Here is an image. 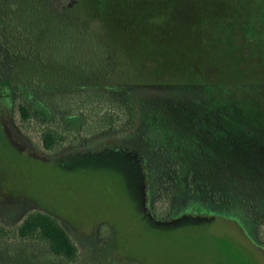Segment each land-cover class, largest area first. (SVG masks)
Returning <instances> with one entry per match:
<instances>
[{
    "label": "rangeland",
    "instance_id": "rangeland-1",
    "mask_svg": "<svg viewBox=\"0 0 264 264\" xmlns=\"http://www.w3.org/2000/svg\"><path fill=\"white\" fill-rule=\"evenodd\" d=\"M251 1L17 2L30 30L12 35L0 22V76L9 73V50L42 40H53L62 68L33 61L37 71L76 76L36 83L31 102L20 86L0 98V226L8 231L0 264H264L242 232L250 227L264 244V164L252 161L264 154V89L228 85L219 72L231 68L236 46L239 58L251 53L243 21L264 26V3ZM12 2L0 0V16ZM76 2L82 8L73 12ZM62 40L69 58L62 59ZM246 64H255L253 81H264L254 59L237 62V72ZM28 102L32 116L22 121L17 105ZM246 129L260 130V146L249 147ZM49 131L61 138L46 149ZM111 145L140 152L141 170L117 152L71 163ZM144 175L151 184L141 183ZM199 197L221 210L194 218L190 202ZM35 211L57 218L77 248L74 262L41 240L16 237Z\"/></svg>",
    "mask_w": 264,
    "mask_h": 264
},
{
    "label": "trees",
    "instance_id": "trees-1",
    "mask_svg": "<svg viewBox=\"0 0 264 264\" xmlns=\"http://www.w3.org/2000/svg\"><path fill=\"white\" fill-rule=\"evenodd\" d=\"M18 1L20 2L25 1V3L29 2V0H13L12 2L13 5L10 6V9H8L9 11H6L4 8H2V12L5 10V13L7 12L8 15L6 17L0 16V22L4 25L6 29L11 30L12 35H15L16 33H20L21 29L26 30L27 32L30 30V28L29 29L27 28V21H30V18H27L26 13L19 11L18 4H17ZM237 1L238 2L239 1L252 2L251 0H237ZM257 1L259 4L264 3V0H257ZM81 8H82L81 2H76V4L73 6L72 9H73V12L74 11L78 12L81 10ZM242 26L244 27L243 29L244 38H247L249 40V43H251V46H252L251 53L248 55L249 56L248 58L247 56L245 57V59L239 58L238 54H236L237 52L236 50L240 49V47L239 45L236 46V50L235 49L231 50L233 51V54L231 57L232 59L230 58L231 68L226 69L225 73H223L221 69L219 68L220 75H222L223 79H226V80L228 79L230 81V82L228 81V83H230L228 85H231V86L237 85V86H241V88L243 89L253 88L252 86L256 88H260L259 86H261V89H264V81L263 80L253 81L254 78L252 77H255L257 74L256 75L249 74L248 70L255 64H246L245 66L246 69H244V71L242 72H237L235 68L237 62L242 61L246 63V60L248 59H251V60L254 59L259 64L262 63V65H264V41L258 40L259 41L258 44L256 41L257 38L258 39L260 37L264 38V26L262 27V25L260 24L258 25V22H255V20L253 21L248 20L247 22L243 21ZM85 33H86L85 34L86 36L84 39L87 40V42L91 45V47L94 50L95 48H98V44L91 41V39L93 38L91 32L86 29ZM65 40L66 39H64V41ZM52 41L53 40L51 41L42 40L40 42H36L34 46H32L29 50L22 51V53L18 52L17 49L9 50L7 54V56H9L8 59L11 62L10 65L8 66V69H10L9 73L7 74V76L6 75H3L2 77L0 76V98L1 99H4V98L8 99L10 95L14 92L13 87L20 86L23 95L25 94L27 97V100L31 102L32 101L31 97L33 95L32 91L36 83L38 84L42 81L44 83H49L50 80L51 82L69 81L72 83L75 81L74 77L76 75L74 76V74H72L73 76L71 74L66 75V76L65 74L63 75L55 74V72L57 71L56 69H61L62 67H60L61 63L58 62L60 61L58 56L56 54L55 55L52 54V50L54 49L51 46L53 45ZM254 41L256 42V44L254 43ZM60 47H61L60 49L62 50L61 51L62 59L63 58L65 59L66 56L68 57V52H67L68 45L64 43L62 40V45ZM233 47L234 46H232V48ZM33 61H36L39 64H44V65H46L47 63H49V65H52V66L55 65L52 67V69L56 67L55 69H53L55 72L51 71V74H50L46 71V69H42L40 72H38L37 70L39 69H36L38 65L36 64V62L35 64H33ZM243 78L245 80H243ZM220 82H223V80H220ZM206 85L211 86L213 84L209 83ZM30 105H32V103H30L28 106L24 103H20L19 105H17V111L19 115L21 116L22 121H27L32 116V110H31ZM108 122H109L108 124L109 127H111L112 120L111 121L108 120ZM243 131H244V128H242V132ZM246 131L248 132L247 134V137H249L248 139H251L250 141H248L250 144L249 147L254 148L253 142L257 143L258 144L257 146H260L261 144L259 142H256L257 141L256 138H260L261 134L264 135V132L260 134L259 129L258 130L253 129L254 134L251 133L250 130L246 129ZM257 133H259L260 135L255 136V134ZM251 136H253V138ZM60 138H61L60 136H57L56 134H52V132L50 131L45 132L42 135V142H43L44 148L46 149L51 148ZM139 147L137 146L136 148L138 149ZM139 155H141L140 152L135 153V158L137 160L139 159ZM253 157L254 158L252 159V161L257 162L259 160L264 164V154L253 156ZM152 158H153L152 154L148 153V160H150V162L152 161ZM236 159L237 158L234 159L235 162H236ZM238 160L240 161V159ZM248 164L251 165L250 163ZM205 207L201 203L200 211L205 210L206 209ZM216 213L223 214L224 212H216ZM160 223H161L160 221L155 222V224H160ZM15 235L21 240L37 239V240L43 241L46 244L50 253H52L55 257L64 260L67 263L74 262L77 258L78 252H77L76 246L71 241V239L69 238L65 230L60 226L57 218L48 213L35 211V212L28 214L23 219L21 224L17 227ZM7 236H8V231L4 227L0 226V240Z\"/></svg>",
    "mask_w": 264,
    "mask_h": 264
},
{
    "label": "flooded vegetation",
    "instance_id": "flooded-vegetation-1",
    "mask_svg": "<svg viewBox=\"0 0 264 264\" xmlns=\"http://www.w3.org/2000/svg\"><path fill=\"white\" fill-rule=\"evenodd\" d=\"M122 139L121 138H119V142L121 141ZM83 146H81V148H82ZM129 147V146H128ZM128 147L126 146H122V147H114L113 145H111V146H104V147H102V148H100V149H93V150H86L85 152H82V153H79V154H76V156H74V158H73V160H71L72 162L71 163H76V162H78V161H80V160H82V159H84V158H88V157H96V156H103V155H107V154H112V153H120V154H122V155H124V156H126V157H128L129 159H133V161L136 163L137 162V165L139 166V168H140V170H141V167H142V164H141V161H139V159L137 160L136 158H135V151L134 150H130V149H128ZM79 150V149H78ZM68 165H70V164H68ZM68 165H65V167L66 166H68ZM62 167V166H61ZM146 179H147V181H148V183H149V181H150V184H151V181H152V179L150 178L149 180H148V178H147V176H145L144 175V177H142L141 178V180H142V182L141 183H143V182H145L146 181ZM150 184H148V188H150ZM145 185V184H144ZM144 185H142V187H141V190H142V188H144ZM147 194H145V191H143L142 190V199H143V201L145 200V196H146ZM149 197H150V195H149ZM190 203H192L193 205H194V209L195 210H198V211H196L197 213H195L194 212V214H193V216H194V218H197V217H199V215H200V204L202 203L203 205H204V207L206 208V210H208V209H211V210H219V209H215L214 208V206L212 207H210L208 204H207V201L205 202L204 200H201L200 199V197H199V199H197V201L195 200V201H193V202H190ZM196 214V215H195ZM186 216V214H179V213H176L174 216H172V218H176L177 216ZM149 217H150V219H151V215H149ZM171 218V219H172ZM180 218V217H179ZM248 218V217H247ZM250 219V218H249ZM241 221H242V219H241ZM156 222V221H155ZM244 222L246 223V220H244ZM242 232L244 233V235L245 236H247V238H250V240H251V242H252V244L257 248V249H259L260 251H262L263 253H264V244H259V243H256L255 242V240H253L251 237H252V235H251V231H250V227H248V226H246V227H244V228H242Z\"/></svg>",
    "mask_w": 264,
    "mask_h": 264
}]
</instances>
